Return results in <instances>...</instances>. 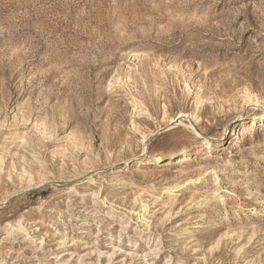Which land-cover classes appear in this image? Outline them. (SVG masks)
<instances>
[{
  "label": "rangeland",
  "instance_id": "rangeland-1",
  "mask_svg": "<svg viewBox=\"0 0 264 264\" xmlns=\"http://www.w3.org/2000/svg\"><path fill=\"white\" fill-rule=\"evenodd\" d=\"M3 203L0 264H264V0H0Z\"/></svg>",
  "mask_w": 264,
  "mask_h": 264
},
{
  "label": "bare ground",
  "instance_id": "bare-ground-1",
  "mask_svg": "<svg viewBox=\"0 0 264 264\" xmlns=\"http://www.w3.org/2000/svg\"><path fill=\"white\" fill-rule=\"evenodd\" d=\"M245 131H246V129L243 131V135H244V134H246V132H245ZM209 141H211V140H210V139H208V140L206 141V142H207V144L209 143ZM165 190H166V189H165ZM141 207H143V205H141Z\"/></svg>",
  "mask_w": 264,
  "mask_h": 264
},
{
  "label": "water",
  "instance_id": "water-1",
  "mask_svg": "<svg viewBox=\"0 0 264 264\" xmlns=\"http://www.w3.org/2000/svg\"><path fill=\"white\" fill-rule=\"evenodd\" d=\"M2 205H4V203L3 204H0V206H2Z\"/></svg>",
  "mask_w": 264,
  "mask_h": 264
}]
</instances>
